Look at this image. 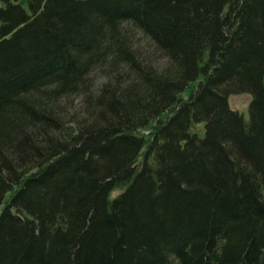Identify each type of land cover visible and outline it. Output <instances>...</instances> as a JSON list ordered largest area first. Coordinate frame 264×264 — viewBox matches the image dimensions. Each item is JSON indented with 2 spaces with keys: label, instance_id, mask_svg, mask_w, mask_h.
I'll list each match as a JSON object with an SVG mask.
<instances>
[{
  "label": "trees",
  "instance_id": "trees-1",
  "mask_svg": "<svg viewBox=\"0 0 264 264\" xmlns=\"http://www.w3.org/2000/svg\"><path fill=\"white\" fill-rule=\"evenodd\" d=\"M3 205L0 264H264V0H0Z\"/></svg>",
  "mask_w": 264,
  "mask_h": 264
},
{
  "label": "rangeland",
  "instance_id": "rangeland-1",
  "mask_svg": "<svg viewBox=\"0 0 264 264\" xmlns=\"http://www.w3.org/2000/svg\"><path fill=\"white\" fill-rule=\"evenodd\" d=\"M252 97L250 94L242 93V94H234L229 97V105L233 110L240 112L245 116L246 119L249 118V106L251 103ZM204 123L197 124L193 126L192 131L198 133L200 136L204 134ZM146 134L147 131H144ZM144 152V151H143ZM139 161H142V156L139 158ZM121 192L120 189H117L112 192V197L117 196ZM4 205L0 208V213L2 212Z\"/></svg>",
  "mask_w": 264,
  "mask_h": 264
}]
</instances>
